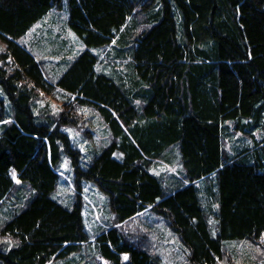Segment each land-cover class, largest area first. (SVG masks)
I'll list each match as a JSON object with an SVG mask.
<instances>
[{
  "label": "trees",
  "instance_id": "obj_1",
  "mask_svg": "<svg viewBox=\"0 0 264 264\" xmlns=\"http://www.w3.org/2000/svg\"><path fill=\"white\" fill-rule=\"evenodd\" d=\"M65 2L83 48L52 82L19 38L62 0H0V204L20 203L0 223L12 241L0 245V264L66 260L85 245L109 264H159L114 226L90 242L79 199L87 182L106 195L115 222L148 206L161 215L192 264H216L227 242L259 240L264 135L252 132L264 131V0ZM114 38L128 59L117 77L94 53ZM55 88L67 94L58 110L36 108L39 93ZM78 106L93 108L110 137L85 165L66 132ZM228 121L250 145L226 150ZM63 155L77 191L70 205L52 195ZM174 158L177 175L150 172L154 159Z\"/></svg>",
  "mask_w": 264,
  "mask_h": 264
},
{
  "label": "rangeland",
  "instance_id": "obj_2",
  "mask_svg": "<svg viewBox=\"0 0 264 264\" xmlns=\"http://www.w3.org/2000/svg\"><path fill=\"white\" fill-rule=\"evenodd\" d=\"M137 11L128 18L126 27H124L125 31L131 26L134 16L139 18ZM66 21L67 7L65 0H62L60 7H52L19 38V42L39 61L45 77L52 82L58 78L83 48L80 40L67 26ZM115 45H117L116 38L110 45L94 49V53L98 56V68L113 77L126 74L125 71L128 72V59L117 56ZM3 49L4 43L0 40V52ZM66 97L67 94L59 88H55L48 95L40 92L35 99L36 108L42 109L47 104L52 112H56L61 101L64 98L67 99ZM76 110L79 120L73 127L66 128V132L72 144L80 150L81 164L85 165L92 158V153L107 144L110 137L105 123L93 108L78 106ZM225 123L228 128L224 138L227 151L232 150L233 147L239 149L243 145L251 144L248 136L232 130V122ZM252 133L257 139L264 135V131L260 129L253 130ZM71 168L68 158L63 155L57 168L58 183L52 195L64 205H70L76 200L77 191L72 184L73 173ZM178 171L179 163L176 158L170 164L163 159H154L150 167V172L161 179L171 177L172 174L177 175ZM92 184L88 182L84 184L79 198L82 204L83 221L91 236L90 242L95 239L97 233L114 226L122 235L135 240L152 256L157 257L159 264H192L187 259V250L181 243L179 236L161 215L156 214L148 206L131 218L122 222H115L106 195ZM19 204L17 200L13 199H6L1 203L0 223L8 218ZM11 242L8 237L0 235V245ZM96 263L109 264L108 261L96 255L92 245L83 246L79 253L72 254L66 260L51 259L47 262V264ZM216 264H264V239H262V235L255 242L247 240L227 242L222 256Z\"/></svg>",
  "mask_w": 264,
  "mask_h": 264
},
{
  "label": "snow or ice",
  "instance_id": "obj_3",
  "mask_svg": "<svg viewBox=\"0 0 264 264\" xmlns=\"http://www.w3.org/2000/svg\"><path fill=\"white\" fill-rule=\"evenodd\" d=\"M53 107H54V106H53ZM114 155H115V154H114ZM12 175H13V178H15V172H13ZM262 239H264V234H262ZM124 258L127 259V256L125 255Z\"/></svg>",
  "mask_w": 264,
  "mask_h": 264
}]
</instances>
